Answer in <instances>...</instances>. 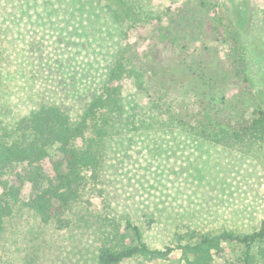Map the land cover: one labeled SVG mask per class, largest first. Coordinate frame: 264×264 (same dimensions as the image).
Wrapping results in <instances>:
<instances>
[{
  "label": "rangeland",
  "instance_id": "obj_1",
  "mask_svg": "<svg viewBox=\"0 0 264 264\" xmlns=\"http://www.w3.org/2000/svg\"><path fill=\"white\" fill-rule=\"evenodd\" d=\"M124 1L136 22L172 19L161 39L153 35L150 39L152 47L161 48L164 68L182 45L183 50H192L200 42L206 52L203 57L210 62L230 61L233 52L216 40L214 24L199 0ZM212 1L225 10L249 79V88L229 82L224 91L220 83L213 102H224V97L229 108L251 110L258 103L264 109V0ZM106 2L0 0V128L13 125L36 106L40 94L52 96L54 85L57 94L69 97V84L71 89L76 87V80L79 98L84 99L88 88L103 81L117 51L125 46V29H129L126 22L116 20ZM147 42L142 46L148 47ZM125 55L128 66L143 71L136 47ZM171 68L167 71L173 73ZM133 84L131 78L124 80V110L105 145L104 187L116 210L114 216L134 220L152 246H163L187 226L196 231L258 230L264 221V141L238 147L188 133L168 117L178 101L191 98L185 95L182 82L172 87L175 95L158 82H145L142 88ZM160 95L166 99L158 111L155 98ZM133 107L137 111L131 112ZM101 229L99 221H91L58 230L16 206L0 234V264H99ZM127 235L125 243L131 239ZM241 249L223 245V252L214 255L211 264H241ZM179 256V251L170 255L172 260ZM168 262L133 258L119 264Z\"/></svg>",
  "mask_w": 264,
  "mask_h": 264
},
{
  "label": "trees",
  "instance_id": "obj_2",
  "mask_svg": "<svg viewBox=\"0 0 264 264\" xmlns=\"http://www.w3.org/2000/svg\"><path fill=\"white\" fill-rule=\"evenodd\" d=\"M106 1L116 20L126 22L129 29H125V46L117 51L103 81L88 88L84 99L79 98L81 89L76 80V87L71 89L69 84L70 98L66 93L57 94L54 85L52 96L40 94L36 106H31L13 125L0 128V234L18 206L58 230L99 221L103 235L97 256L99 264H119L133 258L151 263L168 259L167 264H211L214 255L223 252V245L242 247L241 264H264V221L258 230L250 233L229 229L196 231L187 226L163 246H152L134 220L114 216L116 210L104 187L105 145L124 110L122 86L125 79H133V85L139 88L145 82H158L174 95L176 88L172 87L182 82L185 95L191 98L178 101L174 110L168 111L169 119L188 133L216 143L230 141L242 147L264 141V109L258 103L251 110L229 108L225 106L224 97V102H213L222 82L224 91L229 82L249 88L236 36L220 4L199 0L214 24L216 40L233 52L230 61L210 62L203 57L206 52H202L205 48L200 42L192 50H183L186 47L182 45L173 61H165L167 67L164 68L161 48L153 45V50L150 39L152 35L161 39L172 19L157 17L151 23H139L124 0ZM148 34L151 37L147 42ZM130 37H134L133 40ZM144 42L148 47L142 46ZM131 47L139 52L143 71L128 66L125 53ZM170 63L173 68L169 67ZM59 66L63 69L62 63ZM168 68L173 73L167 71ZM165 99L162 95L155 98L158 111ZM130 109L137 111L135 107ZM136 120L133 114L132 121ZM16 165L17 170L9 171ZM125 230L131 235L127 243L123 241L128 236ZM173 251L180 252L174 260L170 257Z\"/></svg>",
  "mask_w": 264,
  "mask_h": 264
}]
</instances>
